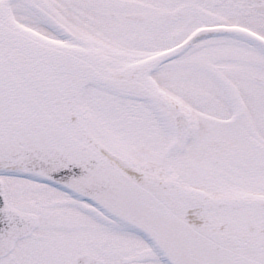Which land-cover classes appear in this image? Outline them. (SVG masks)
Returning <instances> with one entry per match:
<instances>
[{"label": "snow or ice", "instance_id": "obj_1", "mask_svg": "<svg viewBox=\"0 0 264 264\" xmlns=\"http://www.w3.org/2000/svg\"><path fill=\"white\" fill-rule=\"evenodd\" d=\"M0 264H264V0H0Z\"/></svg>", "mask_w": 264, "mask_h": 264}]
</instances>
